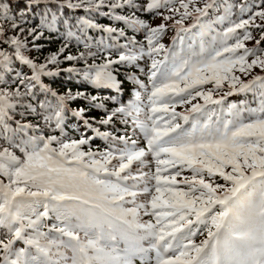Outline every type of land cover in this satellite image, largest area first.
Wrapping results in <instances>:
<instances>
[{
	"label": "snow or ice",
	"instance_id": "snow-or-ice-1",
	"mask_svg": "<svg viewBox=\"0 0 264 264\" xmlns=\"http://www.w3.org/2000/svg\"><path fill=\"white\" fill-rule=\"evenodd\" d=\"M42 5L49 10L29 30L33 47L64 22L65 8L89 14L107 8L114 20L142 32L143 42L88 15L66 29L88 51L66 53L65 43L38 63L25 54L20 24L12 23L14 35L0 25V44L7 46L0 47V72L14 61L31 71L17 73L15 89L0 88V264H264V75L254 74L264 72V0L225 6L215 19L216 0H147L143 6L136 0H30L26 7ZM0 6L7 20L10 5L0 0ZM126 7L162 22L153 26L135 11L115 14ZM90 29L125 42L102 41L92 51ZM169 29L176 35L166 45ZM63 61L84 67L60 69ZM120 66L138 69L147 82L130 71L131 98L107 110L99 124L118 119L131 125L130 135L101 131L87 116L90 108L70 107L83 98L91 108H105L97 96L71 89L59 94L44 80L67 71L119 92ZM247 92L259 93L256 107L224 104L227 96ZM20 107L43 125L15 120ZM70 116L106 146L93 149L96 136H66Z\"/></svg>",
	"mask_w": 264,
	"mask_h": 264
},
{
	"label": "trees",
	"instance_id": "trees-1",
	"mask_svg": "<svg viewBox=\"0 0 264 264\" xmlns=\"http://www.w3.org/2000/svg\"><path fill=\"white\" fill-rule=\"evenodd\" d=\"M12 0H3V5H11ZM19 1V0H16ZM14 2V1H13ZM74 3H78L79 0H73ZM136 2L139 4V0H136ZM147 0L145 1V3ZM247 2L250 5H259L260 0H247ZM24 2H22V5ZM144 3V4H145ZM217 5H219L218 10H212L210 12V15L213 19L216 18L218 14H222L225 6L231 7L233 4H239L241 3V0H216ZM43 11H48L49 9L44 8V6H40ZM14 8H17L15 5ZM52 10L54 11L56 8V5L51 6ZM3 10V6H0V11ZM65 9H61V11H64ZM133 11H135L136 15L139 16L141 19H144L148 21L149 23L153 24L154 19H161V16L155 15L154 13L145 12L142 10H134L131 8H124V9H117L115 14H123V15H130ZM161 12H165L164 9H160ZM235 11V10H234ZM108 12V15H104L103 13ZM165 14H168L165 12ZM88 15H91L94 19V22L99 23L104 26L111 25L112 27L116 28H124L127 36L131 37L133 35L136 36V39L138 41L143 42V33L136 31L134 32L132 29H130L128 26H126L123 22H118L113 19V13H111V10L107 8L101 9V14H89L84 11V9H78L77 11H70L66 14V16L62 19V23L58 24L56 28L45 31V35L41 37L38 40H35L34 43L38 45V47H33V37L29 35V30L38 27L40 20H25V19H18L16 16H9L7 15V20L4 19L3 15H0V22L4 24L12 25V23H19L20 27L24 29V32L21 33L23 36L27 37L28 40V49L26 51V55L36 59L38 63H43L44 59L51 53L58 51V49L65 43L69 44L68 49H66V53H71L73 55H78L80 52L88 51V49H85L83 47V39H76L74 37H68L66 35V29L68 27L67 22H71L75 24L81 17H86ZM235 19V17H233ZM246 18V17H245ZM190 23V21H189ZM11 28V26H9ZM42 27V25H40ZM9 34V33H8ZM16 34V33H15ZM10 35V34H9ZM117 34H112V36H116ZM87 37L88 42L91 45L92 51H97L96 45H99L102 41L106 45L119 43L123 44L125 42V38H119V40H113L109 39V34L105 32L98 31L96 29H90L87 30ZM0 47H7L6 45L0 44ZM261 47H264V43L261 44ZM92 60L89 59V63H91ZM97 63H101L100 60L97 59ZM72 64H75L78 68H83L84 63L82 61H73V62H67L63 61L59 68L60 69H67ZM141 66H143V61L140 62ZM130 71H136V74L143 80L146 81V77L139 73L138 69H132L131 66H128L127 68L124 66H120V71L118 75V79L124 81V84L122 86V90L117 92L116 89H114L115 94L111 89L112 88H96L89 84L87 81H85L82 77L78 76L75 73H69L67 71H61L59 75L55 77H45V83L49 84L50 87L55 89L59 94L65 93L68 89H71L73 92L80 90L83 92H86L88 96H97L100 99V102H102L105 105V110H111L115 107L119 106L120 103H126L128 99L131 98V92L134 87L131 81L127 80V76ZM17 73H24L31 75V71L27 66H24L20 64L18 61H14L11 65V67L8 68L6 72H0V76L3 77L2 80H0V88L7 87L8 89H15L17 87V81L19 79V76ZM263 72H260L261 74ZM251 77L247 78L250 79ZM227 91V89L225 90ZM38 96H40L41 99L43 97L40 95V93H37ZM116 95L115 100L112 99ZM238 104L240 106H250V107H256L259 103V93H238L233 94L231 96H227L224 100L225 105L229 104ZM70 107L72 109H76L79 107H86L90 108V111H88L87 116L91 120L93 127H99L101 131H111L116 135H122L127 133L131 134V125H123L120 123V121L117 119L115 120V123L110 126H102L99 125L100 119L105 116L104 114L100 113L98 109L91 108L89 103L83 104L81 102V99L70 101ZM21 113L23 114V117L21 116ZM94 118V119H93ZM15 120L20 121L21 123H32L33 125L40 123L43 125V121L40 120V118L36 114H27L24 112V109L22 107L16 109V115ZM13 127H15V123H13ZM45 134H58L53 133L51 129L43 128L42 129ZM33 132L35 129L32 130ZM82 134H87L90 138L93 136H96L95 132L91 128H87L79 118L71 117L67 120V129L65 132V135L70 138H78ZM136 138V137H134ZM4 144L3 140H0V145ZM107 143H105L104 139L102 137L96 136V138L93 140L91 147L93 149H103L106 146ZM141 146H143V140L141 138ZM19 154V153H17ZM145 171H148L147 168L144 169ZM147 219V217H145ZM204 237L200 236L199 239H203ZM137 264H139V261H137Z\"/></svg>",
	"mask_w": 264,
	"mask_h": 264
},
{
	"label": "rangeland",
	"instance_id": "rangeland-1",
	"mask_svg": "<svg viewBox=\"0 0 264 264\" xmlns=\"http://www.w3.org/2000/svg\"><path fill=\"white\" fill-rule=\"evenodd\" d=\"M145 1L146 0H139V5L143 6ZM22 2H24L23 3L24 5H22ZM11 3H13V4H11L10 8L7 9V15L16 16L18 19H25V20H29V21L43 19V17L41 16V11L43 9L41 7H26V5H28L30 3V0H19V1L12 0ZM15 5L17 6V8H14ZM77 10L78 9H66V10L60 12V16L63 19L68 12L77 11ZM189 21L190 20L185 21V23L187 24V23H189ZM161 22H162V18L161 19H154V22H153L152 25L156 26V25L160 24ZM190 23H191V21H190ZM0 25H2L3 28L5 29V31L7 33H9L10 35H14L15 34V32L12 30V27L11 28L9 27L11 25L4 24V23H1V22H0ZM20 35H21V38L25 37L22 34H20ZM175 35H176L175 30L174 29H169L167 31V33L165 34L162 42L165 43L166 45H171L172 44V40L175 37ZM254 35H255L256 39L260 38V32L259 31H254ZM247 43H248V47H253L254 44H255V41L253 40V41H249ZM98 60H100V62H102V57L98 58ZM260 72H261V70L259 68L254 70V74H259ZM237 74L240 75V73H237ZM260 75H264V72L261 73ZM247 78H249V77L242 76V79H247ZM226 89H227V87H225L224 91ZM111 90L112 91H110V92H113L115 94V92H114L115 90L113 88ZM114 97L116 98V95H114ZM81 102L83 104L89 103L88 100H85L83 98H81ZM184 107L185 106H177L176 110L177 111H183ZM98 111L100 113L106 115V111L107 110H105V108H103V109H98ZM105 143H107V142L105 141Z\"/></svg>",
	"mask_w": 264,
	"mask_h": 264
},
{
	"label": "bare ground",
	"instance_id": "bare-ground-1",
	"mask_svg": "<svg viewBox=\"0 0 264 264\" xmlns=\"http://www.w3.org/2000/svg\"><path fill=\"white\" fill-rule=\"evenodd\" d=\"M185 174H187V172Z\"/></svg>",
	"mask_w": 264,
	"mask_h": 264
}]
</instances>
